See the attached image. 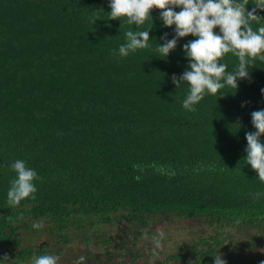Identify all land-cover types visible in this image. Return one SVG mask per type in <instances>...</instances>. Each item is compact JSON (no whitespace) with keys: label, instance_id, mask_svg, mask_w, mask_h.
Masks as SVG:
<instances>
[{"label":"trees","instance_id":"1","mask_svg":"<svg viewBox=\"0 0 264 264\" xmlns=\"http://www.w3.org/2000/svg\"><path fill=\"white\" fill-rule=\"evenodd\" d=\"M109 3L0 0V264H26L51 255L52 247L60 254L76 240L102 243L112 263L126 247L125 235H142L157 216L199 218L215 228L180 245L167 258L174 264H214L233 242L231 229L259 228L264 239V182L244 159L245 133L256 131L251 113L264 109V61L255 58L251 79L240 80L238 90H205L189 111L182 103L188 82L176 88L171 77L188 68L183 45L197 37L180 38L161 58L157 45L165 33L173 38L175 25L164 27L161 10L153 9L154 26H141L153 27L149 46L114 56L126 43L124 33L137 26L126 17L122 27L119 19L107 20ZM257 14L254 30L264 26V10ZM93 15L101 18L96 24ZM220 62L227 73L239 60L228 52ZM17 159L40 179L35 199L11 207L7 192ZM26 233L51 241L27 244ZM127 252L133 262L142 256ZM261 261L264 251L227 264Z\"/></svg>","mask_w":264,"mask_h":264},{"label":"clouds","instance_id":"2","mask_svg":"<svg viewBox=\"0 0 264 264\" xmlns=\"http://www.w3.org/2000/svg\"><path fill=\"white\" fill-rule=\"evenodd\" d=\"M249 3L250 0H110L111 11L107 12V20L126 17L127 24L137 26V30L124 33L126 43H122L118 51L113 49L112 54L127 57L138 49L148 47L153 27L142 29L141 26L146 21L153 25L152 10L160 9L159 18L163 26L175 25L173 38L168 39L169 34L165 33L160 38L163 43L157 45L156 51L161 58L168 57L177 47L180 38L190 34L197 37L183 45L188 68L181 75L173 74L171 77L176 88L181 82H188L190 90L182 103L185 109L195 111L194 105L204 98L205 90L216 94L225 85L238 90L240 80L251 79L248 69L254 66L255 58L264 61V26L256 30L252 27V22L259 23L262 18L257 11L264 10V0H253L255 7L250 11L247 8ZM177 7L180 11L175 10ZM98 19H101L98 15L89 17L93 24ZM121 22L122 27L124 21ZM217 27L219 33L215 31ZM228 52L236 55L239 63L233 71L226 73L227 64L221 63L220 58ZM222 79L224 83H221ZM261 92L264 93V89ZM251 117L256 131L245 133L247 155L244 159L257 172L260 181L264 182V142H261L264 136V109L253 111ZM26 164L21 159L11 163V169L16 173L7 192V204L11 207L19 206L25 198L35 199L37 188L34 180L40 177ZM134 178L140 179L139 176ZM32 227L40 229L43 224L34 222ZM6 259L7 255L3 260ZM84 259L81 256L75 264H80ZM57 260L58 257L53 255H40L33 257V264H57ZM214 264H227V261L222 259L221 254H217L214 256ZM260 264H264V261Z\"/></svg>","mask_w":264,"mask_h":264},{"label":"rangeland","instance_id":"3","mask_svg":"<svg viewBox=\"0 0 264 264\" xmlns=\"http://www.w3.org/2000/svg\"><path fill=\"white\" fill-rule=\"evenodd\" d=\"M114 227V226H113ZM116 227V226H115ZM118 230H122L124 225L119 224ZM108 234L116 233L111 226L105 227ZM259 228H250L248 230L231 229L229 234L234 236L232 244L222 250L220 253L222 259L227 262L234 263L245 262L252 257L261 254L264 251V239L260 237ZM215 232V228L206 225L199 218H180V217H154L150 227L143 229L142 235L126 234L127 237L121 251L116 250L113 254V261L106 256L102 243H93L90 247L76 240L74 244L63 246L61 253H56L59 248H53L51 255L58 257L57 264H75L81 256L85 259L80 264H174L168 261L170 254L176 252L180 245L185 244L196 238L198 234H211ZM259 236V237H258ZM25 239L27 244L43 245L51 241L46 234L26 233ZM116 241V240H115ZM115 241L111 247L116 245ZM118 241V240H117ZM229 241L226 242V244ZM122 245V244H121ZM124 248V249H122ZM140 253L142 256L135 262L132 255H128L127 251ZM160 250L156 256H152L153 251ZM124 252L126 255L120 256L119 253ZM133 252V253H134ZM9 264V263H6ZM26 264H33L29 261ZM188 264V263H178Z\"/></svg>","mask_w":264,"mask_h":264}]
</instances>
